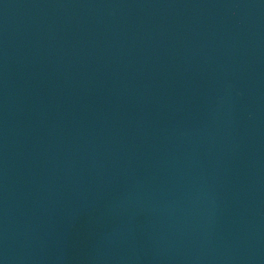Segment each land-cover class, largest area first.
Returning <instances> with one entry per match:
<instances>
[{
	"label": "water",
	"instance_id": "1",
	"mask_svg": "<svg viewBox=\"0 0 264 264\" xmlns=\"http://www.w3.org/2000/svg\"><path fill=\"white\" fill-rule=\"evenodd\" d=\"M0 264H264V0H0Z\"/></svg>",
	"mask_w": 264,
	"mask_h": 264
}]
</instances>
